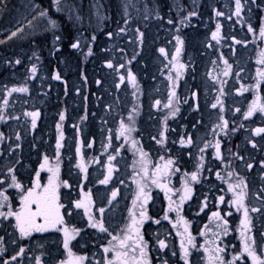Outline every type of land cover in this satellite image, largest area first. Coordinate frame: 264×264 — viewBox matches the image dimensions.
Returning a JSON list of instances; mask_svg holds the SVG:
<instances>
[{
	"label": "rangeland",
	"instance_id": "rangeland-1",
	"mask_svg": "<svg viewBox=\"0 0 264 264\" xmlns=\"http://www.w3.org/2000/svg\"><path fill=\"white\" fill-rule=\"evenodd\" d=\"M42 1L21 0L13 23L0 30V181H3L0 190H6L9 197L0 211L7 212L8 205L13 210L20 208V192L9 187L13 175L24 189L32 186L37 172L41 184L58 175L57 194L64 206L60 210L64 223L57 227L67 228L74 238L65 249L63 231L49 229L21 237L14 217H0V264L6 261L7 264H36L37 257L41 264H76V257L84 258L79 264H106L114 258V248L124 251L112 237L123 239L133 215L137 220L141 218V201L133 203L138 185L145 186L149 197L144 205L147 220L153 222L159 218L160 223L148 229L144 219L138 225L142 243L147 245L148 264L153 262L150 249L159 255L160 264H185L181 259L182 242L188 250V264H220L218 260L209 261L216 248L224 249L219 256L226 262L252 264L243 252L240 225L243 210L238 211L230 203L235 199L234 192H240L241 188L229 191V184L235 186L241 178L247 185L244 204L251 217V232L247 235L254 239L257 255L264 258V239H261L264 206L260 207V201L264 200V191H261L264 189V151L258 154L261 157L242 160V151H238L241 147L236 145L240 137L248 139L243 146L245 156L255 149V141L263 137L262 133L254 135L253 132L264 127V113L257 111L247 119L245 113L254 101L264 104V77L258 75V70L264 71V63H258L264 60V37L260 35L264 25V0L246 3L240 0L239 15H236V0H163V8L169 9L165 18L154 12H159L157 5L148 0ZM42 11L47 16L40 18ZM216 12L223 15L217 16ZM49 20L55 21V28ZM217 24L220 29L213 39ZM14 31L17 35L11 36ZM177 36L182 41L179 54L176 53ZM74 43L78 47L73 48ZM161 48L165 50L163 54L159 51ZM109 62L112 68L107 67ZM49 64L53 67L51 73L46 72ZM180 64L184 65L182 69ZM33 66L35 74L31 72ZM226 71L228 75H224ZM129 72L135 77L134 83L129 79ZM44 75L45 78L58 76L56 80L64 84L60 99L63 113L57 115L60 127L55 134L56 144L59 139L61 147L59 155L56 148L51 156L48 151V157L45 144L33 142L30 148H38L41 154H36L39 164L29 184L17 171L23 153L20 142L25 136L29 140L33 129L29 127L32 117L25 113L37 112V122L41 112L35 106L46 104L47 99L41 95H35L37 101H34L35 86L42 87ZM7 79L27 91L9 95L2 83ZM218 99L220 103L213 108ZM186 106L188 113L193 110L196 122L204 117L200 130L195 124L194 130L192 124L193 133L184 138V144L179 142L183 134L175 133L179 136L177 146L192 145L182 155L193 157L189 173L178 165L179 157L170 150L173 147L170 135L174 136V131L165 128L177 119V109ZM199 107H202L201 113ZM74 108L77 117L66 122L65 113ZM122 123L132 131L121 135ZM161 133L163 142L158 143ZM223 137L226 144L220 145V159H217L215 145ZM141 153L147 155L142 157ZM45 157L47 164L41 169ZM168 160L173 163L165 167ZM81 164L84 171L78 166ZM197 171V181H192L191 173ZM154 172L157 174L153 175ZM106 176L110 177L108 182L100 183ZM153 180L157 183H152ZM185 184L191 192L182 202ZM113 191L117 193L114 198ZM85 195L91 199L89 215L102 222L107 231L91 227L84 209L75 208V202ZM221 196L223 202L219 200ZM170 203L173 211H167ZM158 206L162 213L155 217L152 211ZM186 206L191 218L185 214ZM253 207L261 211L251 212ZM101 208L103 213L99 211ZM166 212L168 219H164ZM213 212H219L221 219L213 217ZM259 222V237L254 238L255 225ZM163 224L166 228H161ZM48 232L45 234L48 238H42ZM189 235L193 238L191 244ZM161 240L165 243L163 249ZM133 243L128 241L129 246ZM105 248L109 251L105 252ZM132 255L139 257V249L134 254L129 251V264ZM236 256L240 259L234 260Z\"/></svg>",
	"mask_w": 264,
	"mask_h": 264
},
{
	"label": "snow or ice",
	"instance_id": "snow-or-ice-1",
	"mask_svg": "<svg viewBox=\"0 0 264 264\" xmlns=\"http://www.w3.org/2000/svg\"><path fill=\"white\" fill-rule=\"evenodd\" d=\"M54 2L58 3V0H54ZM241 9V4L240 0H236V15H239ZM192 15H195V13H192ZM217 16L223 15L221 12H216ZM47 16L46 11L39 12V17L43 18ZM37 17H33V19H36ZM171 22V21H170ZM29 24H31V21H29ZM49 24L55 28L56 24L55 21L49 20ZM220 29V25L217 24V31L212 33V38L216 39L218 32ZM17 31H20L18 29ZM249 31H252L251 27L249 28ZM17 32H12L11 36H16ZM111 35V34H109ZM260 35L261 37H264V25H262L261 30H260ZM11 38V37H10ZM57 39H59L57 37ZM177 41L178 47L176 48V53L179 54L181 51V48L179 45L182 44V41L179 36L175 37ZM239 43V41H237ZM73 48L78 47V44H72ZM159 51L163 54L164 49L161 48ZM176 59V56H173V60ZM17 64L20 63L19 60L16 61ZM258 63H264V60L258 61ZM225 64H227V61H225ZM107 67L112 68L113 65L111 62L107 64ZM123 67V65H121ZM184 65L180 64L179 68H183ZM228 68H231V65H228ZM31 72L35 74L36 68L35 66L32 67ZM179 75V73H178ZM224 75H228V72L226 71ZM258 75L261 77H264V71L258 70ZM54 79H59L58 76H54ZM124 78L121 77V80ZM129 79L133 83L135 82V77L132 75L131 72H129ZM99 83V81H98ZM247 91V89H244ZM27 88H12L9 90V95L12 92H26ZM7 103V101H5ZM159 103V101H157ZM220 101L219 99L217 100V103H214L212 105L213 108L217 107V104H219ZM169 105H166L168 107ZM178 110V109H177ZM221 111H223V107H221ZM239 111V109H237ZM261 112L264 113V104L258 105L255 103V101L249 105L248 111L245 113V119L251 117L255 112ZM26 115H29L32 117V127L35 128L36 126V117L38 116L37 112H31V113H25ZM174 114V113H173ZM2 118V117H0ZM60 120H64V115H60ZM221 120H223V117H221ZM224 126H227V122L224 121ZM57 127L59 128L60 125L58 124ZM131 128H127L123 123L121 124V135H123L125 132H131ZM261 133H264V128H256L253 132L254 135H260ZM161 140L157 141L158 143L163 142V133H161ZM185 141L182 138L181 139V144H184ZM188 143H192L191 138L189 137ZM61 147L59 139L57 140L56 148H57V154L59 155V149ZM207 147V145H206ZM216 158L220 159V144L219 141H217L216 145ZM255 147V145H253ZM201 152L204 151V149L200 150ZM80 149L79 147L77 148V153L79 154ZM146 153H141V156L144 157L146 156ZM113 159V157H109V160ZM202 159V157H201ZM173 161L168 160L166 162L165 167H168L172 165ZM47 164V157H45V163L41 164V169H44ZM81 168V171H84L83 165H78ZM199 165L197 166L198 171H199ZM249 168L252 167L251 164L248 165ZM11 171V169L9 170ZM51 171V169H49ZM145 174H147V169L146 167L144 168ZM157 171H159V166H157ZM198 171L197 172H192L191 173V180L192 181H197L198 178ZM109 172H111V168L109 169ZM157 173H153V175H156ZM187 175V174H186ZM232 173H229V176H231ZM40 173H36V179L33 181V184L30 188L24 189V187L17 182V178L15 175L11 177V184L9 187L15 188L20 192V208L19 210H13V208L8 205V211L7 212H2L0 211V217H3L4 219H7L9 217H14L16 224L15 227L18 229L21 237H26L31 235L32 232H45L48 231L49 229H55L57 231H63L64 233V247L65 249L68 248L69 241L74 238L73 235L69 234V231L67 228H58V225H63L64 219L63 216L61 215V208L64 206L59 203V196L57 194V189L59 187V183L57 182L58 180V175L54 177H49L48 183L47 184H41L39 180ZM217 176L219 177V173H217ZM109 176H106L104 180L100 181L102 184H106L109 180ZM0 183H3V181H0ZM152 183H157L156 180H153ZM243 185V187H241ZM64 186L67 187L68 184L65 181ZM160 187H164L163 185H158ZM234 187L241 188L240 192L236 193L234 192L235 199L231 201L230 203L237 208V210H243V217L240 221L241 228L243 231L241 232V235L244 237L242 240V246H243V252L247 254L248 257H250L252 264H264V258L261 256L257 255L256 248L254 247L255 241L252 237L248 236L247 233L251 232V217L249 216V209L247 206L244 204V199L246 196V192L244 191V188L247 187V185L244 184L243 179H239L238 183L233 186L232 184H229V191H233ZM139 191L137 192V199L133 201L135 204L137 201H141L140 207H141V212H140V220H137L136 217L133 215L131 223L127 226L126 228V235H124L123 239H121L119 236H113L112 239L118 241V248L119 249H124V251H118L113 249L114 251V258L111 260H107L106 264H129V251H131L133 254L136 252V249H139V257H136L135 255L131 256V264H148L147 258H146V252L145 248L147 245L145 243H142V236H140L139 233V227L138 225L143 222L144 219H147L146 216V210L144 209V205L147 203L149 197L147 196V193L145 192V186L143 185H138ZM185 190H186V195L181 198V201L183 202L184 199L188 197V195L191 192V189L188 188L187 184H185ZM167 191V190H166ZM264 191V189H262ZM6 190H0V208H3L7 202L9 197L5 194ZM117 195L115 191L112 192V197L114 198ZM141 198H143L141 200ZM87 200V203L85 202ZM219 200L221 202L224 201V197L221 196L219 197ZM91 203V199L89 196L85 195L84 199L78 200L75 202L74 206L77 209H84L85 215L88 216L89 218V224L93 228H98L99 231L105 232L107 229L104 227L103 223L100 221H97L93 216L89 215V204ZM174 209L171 207V203L169 205V209L167 211H173ZM178 211V209H175ZM203 210V209H201ZM101 213L104 212V209L101 208L99 209ZM260 208H255L253 207L251 209V212H260ZM213 217L217 219H221L220 213L219 212H213ZM228 215H231V213H228ZM164 219H168L167 212L165 213ZM156 223H159V221H156ZM224 224H227V221H224ZM187 231V229H185ZM225 232H227V228L225 227ZM78 231V230H74ZM134 234V235H133ZM203 234V233H202ZM192 237L189 235L188 242L189 244L192 243ZM128 241H133V245L129 246ZM160 248L163 249L165 247V243L163 240L159 241ZM181 259L185 261V264H188L187 262V256H188V250L184 246V243H181ZM24 251L23 248H21L20 252L22 253ZM105 252H108L109 249L105 248ZM207 252L208 249H205ZM224 249L222 248H216L214 250L215 255L209 257V261L211 262L212 260H218L220 261V264H232V262L224 261L222 258L219 256V253L223 252ZM175 254V253H174ZM19 255V253H18ZM16 257L13 256L12 260H15ZM84 258L83 257H76L75 261L76 264H79L80 261H82ZM234 260H239L240 257L236 256L233 258ZM7 264V261L5 262ZM36 264H41L40 258H36ZM64 264V262H62Z\"/></svg>",
	"mask_w": 264,
	"mask_h": 264
},
{
	"label": "trees",
	"instance_id": "trees-1",
	"mask_svg": "<svg viewBox=\"0 0 264 264\" xmlns=\"http://www.w3.org/2000/svg\"><path fill=\"white\" fill-rule=\"evenodd\" d=\"M14 1L16 2V0H0V30H4L5 28L9 27L14 19H15V14L17 11L12 10L13 7V3ZM150 4H155L157 5V9L159 10V13H163L164 9L163 8V0H148ZM250 1V0H249ZM260 0H258L259 2ZM247 0H243V3H246ZM16 4V3H15ZM13 12V13H12ZM155 13H157V11H154ZM148 29V27H147ZM241 29V28H240ZM239 30V28H238ZM240 31V30H239ZM51 59L53 62L54 60L52 58ZM49 59H47V61L49 62ZM54 59H58L59 58H54ZM75 58L73 57L72 60H74ZM75 64H77V61L75 62ZM53 70V67L51 64H49V66L47 67L46 72L47 73H51ZM19 81L21 82L20 78ZM42 81H44L42 87L40 85H36L35 86V90H34V96L37 95H41L43 97H45L47 100L45 105L40 106H35V108H39L40 109V117L36 122V126L35 128L32 129V131L30 132L31 138L28 140V136L23 138V141H21V147H22V151L23 152L21 154V163L19 165V167L17 168L18 174L20 176V178H26L28 179L29 184H31L32 179H33V175L32 173H34V170H36V168L38 167V162H39V156H36V154H38V148H36L35 150L31 149L30 147H32L33 142H39L40 144L44 143L45 144V148L47 151V156L50 157L52 151L56 150V141H55V134H56V128L58 125V118L57 115L58 113L62 112V105L60 103V99H61V95L63 94V89H64V84H62L60 81H57L56 79H54L53 77H50L48 75H45L44 77H42ZM14 81H11L9 79L5 80L4 82H2L5 86L6 89L9 90L12 88H17L18 85H15V83H12ZM35 83V82H34ZM65 83V82H64ZM67 84H69V80L67 81ZM34 85V84H33ZM41 87V89H40ZM37 96H35V102L37 101ZM43 104V103H42ZM77 110L76 108L74 109H69L65 115L66 117V122H72L73 119H75L77 117ZM29 127H32L29 125ZM64 128H66L64 126ZM6 132L8 131V129H5ZM8 133V132H7ZM39 137V138H38ZM38 138V140H37ZM54 144V147H53ZM188 147V146H187ZM187 147H182V146H173L170 150L172 151L173 155L178 158V165L181 166L183 169H185L186 173L190 172V168L192 166V162H188L190 161L189 158L184 155L182 156L184 153L189 152L190 149H188ZM190 148V147H189ZM55 149V150H54ZM48 151H50V156L48 155ZM238 151H242V155L244 153L243 148H238ZM184 152V153H183ZM182 153V154H181ZM41 154V153H39ZM179 154H181L179 156ZM252 155L246 154V158H251ZM242 160H245L243 158H241ZM20 182H22V180L19 179ZM72 189V187H71ZM76 190V189H74ZM8 195H10L9 193H7Z\"/></svg>",
	"mask_w": 264,
	"mask_h": 264
},
{
	"label": "flooded vegetation",
	"instance_id": "flooded-vegetation-1",
	"mask_svg": "<svg viewBox=\"0 0 264 264\" xmlns=\"http://www.w3.org/2000/svg\"><path fill=\"white\" fill-rule=\"evenodd\" d=\"M169 10V9H168ZM167 9H164V11H163V13H159V12H157V14H161V18H165V15H168V13H166V11H168ZM171 13L172 14H174L175 12L173 11V10H171ZM264 93V92H263ZM202 107H199V109H198V112H200L201 113V109ZM204 108V107H203ZM188 111V107L186 106L184 109H178V115H177V119L173 122V121H171V123L170 124H166V126H165V128H167L168 130H169V132H173V135L174 136H172V135H170V137H173V139H170L171 141V146H177V144H176V142L178 141V137H176L175 136V133H182L183 135L181 136V138H186L187 136H188V134L189 133H193V128H194V130H195V126L196 127H198V130H200L201 129V126L203 125L202 124V121L204 120L203 118H201V119H199V121L198 122H196L195 121V119H194V112H193V110H191V112L190 113H188L187 112ZM195 111V110H194ZM178 121V122H177ZM175 123V124H174ZM258 123V122H257ZM192 124H193V126H194V124H195V126L192 128ZM164 128V129H165ZM264 128V127H263ZM263 134V137L262 138H259V139H257V141H255V143L256 144H254L255 145V149L253 150V149H250V150H253L252 151V153H250L251 155H252V157L253 158H256V157H261L260 155H258V154H260V152L261 151H264V133H262ZM248 141V139L245 137V139L243 138V137H240L238 140H237V143H236V145H238V146H240L241 148H243V146H244V143H246ZM179 142H181V139L179 140ZM225 138L223 137L222 139H221V141H220V145H222V146H225ZM178 146H180V144L178 145ZM192 146V145H191ZM191 146H183V147H187L188 149H191ZM190 147V148H189ZM188 157V156H187ZM251 157V158H252ZM189 158V160L190 161H188V162H192V160H193V157H188ZM241 158H245V159H247L246 158V155L244 156V154L243 155H241ZM262 191V190H261ZM12 201H14V199H13V197H12ZM260 203H262V205L260 206V207H263L264 206V200H262V201H260ZM259 203V204H260ZM64 208V207H63ZM159 208V209H158ZM158 208L155 210V211H152V213L154 214V216L155 217H159L160 215H161V213H162V208L160 209V206H158ZM61 213H62V211H61ZM185 214L186 215H190L191 214V212H189V210H188V206H186V209H185ZM192 216L190 215L189 216V218H191ZM158 219L159 218H156L153 222H150L149 220H147L146 219V221H145V223H144V225H145V227L147 226L148 227V229H150L151 227H154V226H156V224L157 223H155V225H152V223H154V222H156V221H158ZM158 224H160V223H158ZM261 223L259 222L258 224L256 223V225H255V227H256V230L254 231V238H256V237H259V235H257L258 233H259V225H260ZM161 228H166L165 227V225L163 224V225H161ZM147 231V229H145V232ZM147 233V232H146ZM45 234H49V232L48 233H43V235H42V238L44 237H46V238H48V235H45ZM147 234H149V233H147ZM255 234H256V236H255ZM148 237V236H147ZM149 238V237H148ZM261 239H264V236H261ZM94 242V241H93ZM92 242V243H93ZM149 252H150V254H151V256H152V259H151V261H153L152 262V264H160V260H158L159 259V255L157 254H155V253H153V251L151 252V249L149 250ZM174 257H175V254H174ZM175 260H176V258H175ZM178 263H180L181 261H179V260H176Z\"/></svg>",
	"mask_w": 264,
	"mask_h": 264
},
{
	"label": "bare ground",
	"instance_id": "bare-ground-1",
	"mask_svg": "<svg viewBox=\"0 0 264 264\" xmlns=\"http://www.w3.org/2000/svg\"><path fill=\"white\" fill-rule=\"evenodd\" d=\"M20 1H21V0H16V2L14 1V3H13V7H12L13 12H14V11H17V8H16V7H17V5H18V3H19ZM36 1H39V0H36ZM41 1H42V0H41ZM42 2H43V1H42ZM15 3H16V4H15ZM13 12H12V13H13Z\"/></svg>",
	"mask_w": 264,
	"mask_h": 264
}]
</instances>
